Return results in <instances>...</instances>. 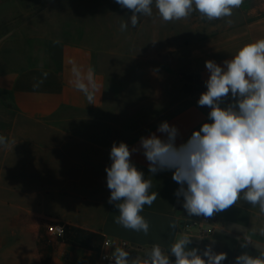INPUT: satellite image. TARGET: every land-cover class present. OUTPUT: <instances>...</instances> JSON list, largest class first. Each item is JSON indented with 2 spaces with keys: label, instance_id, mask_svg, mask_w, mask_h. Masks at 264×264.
Wrapping results in <instances>:
<instances>
[{
  "label": "crops",
  "instance_id": "0c3cea01",
  "mask_svg": "<svg viewBox=\"0 0 264 264\" xmlns=\"http://www.w3.org/2000/svg\"><path fill=\"white\" fill-rule=\"evenodd\" d=\"M260 39L264 22L215 38L207 52L223 67L244 45ZM122 55L119 48L49 38L45 46L28 45L17 57L22 66L0 77V134L7 141L0 145V264H114L111 253L123 242L129 259L145 257L158 244L174 264L170 248L184 235L191 238L188 248L198 249L205 260L208 246L226 253L221 264H236L243 252H264V212L258 205L240 199L212 217L189 216L183 196L175 195L180 185L172 179L174 169L149 171L141 137L154 133L166 139L157 129L167 122L178 130L179 147L203 123L212 122L210 111L185 100L173 103L155 67L112 61ZM74 67L93 93L91 104L76 87ZM89 69L94 72L91 82ZM204 76H210L207 68ZM121 142L137 149L131 162L151 180L149 192L158 194L141 212L149 223L147 234L117 224L119 210L108 202L105 169L112 163L113 143ZM55 223L99 237L89 248L67 244L49 233Z\"/></svg>",
  "mask_w": 264,
  "mask_h": 264
},
{
  "label": "clouds",
  "instance_id": "9594fccd",
  "mask_svg": "<svg viewBox=\"0 0 264 264\" xmlns=\"http://www.w3.org/2000/svg\"><path fill=\"white\" fill-rule=\"evenodd\" d=\"M123 8L131 10V24L135 27L138 16L152 15V5L165 22L188 18L195 10L208 20L230 17L234 8L243 0H115ZM127 24H121L126 30ZM210 73L205 81L207 91L201 93L198 104L208 106L211 123H203L186 143L175 145L178 130L162 122L157 131L167 134L166 139L154 133L141 137L140 148L149 161V171L157 173L174 169L172 179L180 188L177 197L183 196V208L189 216L212 217L243 199L264 212V39L244 45L224 66L212 60L205 62ZM76 87L83 91L89 103L94 99L83 82ZM94 72L88 70V80ZM93 87L95 85L93 84ZM235 103L221 107L229 96ZM0 136V145H6ZM124 142L113 143L110 151L111 166L105 169L107 187L111 192L108 202L119 210L116 223L126 229L148 233L149 223L141 215L145 205L151 206L157 199L150 193L151 180L145 179L131 162L132 152ZM185 185L187 187H185ZM175 225H173L174 227ZM264 232V229L261 230ZM191 238L177 239L170 248L174 264H221L227 258L224 252L215 253L211 246L203 252V259L196 248H188ZM246 248L247 244H241ZM130 253L123 247H115L111 253L114 264H173L160 245L154 244L145 257L129 259ZM236 264H264V252L253 256L243 252L235 258Z\"/></svg>",
  "mask_w": 264,
  "mask_h": 264
},
{
  "label": "rangeland",
  "instance_id": "374dc122",
  "mask_svg": "<svg viewBox=\"0 0 264 264\" xmlns=\"http://www.w3.org/2000/svg\"><path fill=\"white\" fill-rule=\"evenodd\" d=\"M132 14L115 0H0V77L22 66L17 57L26 53L28 45L45 46L50 38L119 48L124 55L112 61L155 67L157 80L170 90L173 103L185 100L188 106L199 105L201 93L207 91L205 62L212 60L207 47L215 38L263 23L264 0H243L230 17L213 20L196 11L188 18L165 22L153 3L152 15H139L133 27ZM122 23L126 30H121ZM185 85L193 91L185 90ZM231 103L235 100L229 93L221 107Z\"/></svg>",
  "mask_w": 264,
  "mask_h": 264
},
{
  "label": "trees",
  "instance_id": "16d2710c",
  "mask_svg": "<svg viewBox=\"0 0 264 264\" xmlns=\"http://www.w3.org/2000/svg\"><path fill=\"white\" fill-rule=\"evenodd\" d=\"M193 12H196L195 10ZM192 12V13H193ZM186 79H192V76H186ZM185 90L192 92V89H188L187 85H185ZM66 233L64 237H61V241L67 244L81 246L89 248L91 247V243L94 239H97L99 235L90 233L69 225H66Z\"/></svg>",
  "mask_w": 264,
  "mask_h": 264
},
{
  "label": "built area",
  "instance_id": "2783aa9c",
  "mask_svg": "<svg viewBox=\"0 0 264 264\" xmlns=\"http://www.w3.org/2000/svg\"><path fill=\"white\" fill-rule=\"evenodd\" d=\"M0 136H2L0 134ZM193 224H197L196 222H193ZM186 225V224H185ZM190 226V224L188 225ZM48 231L50 234L52 235H55V236H58V237H64L65 233H66V227L62 224H59V223H55V224H51L49 227H48ZM104 244L106 246H110L112 244V241L110 239H106L104 241ZM122 246L123 247H126L127 246V243L123 242L122 243ZM104 259L105 260H110V257L108 255H104Z\"/></svg>",
  "mask_w": 264,
  "mask_h": 264
},
{
  "label": "water",
  "instance_id": "95a60500",
  "mask_svg": "<svg viewBox=\"0 0 264 264\" xmlns=\"http://www.w3.org/2000/svg\"><path fill=\"white\" fill-rule=\"evenodd\" d=\"M186 222L185 221H183V224H185Z\"/></svg>",
  "mask_w": 264,
  "mask_h": 264
}]
</instances>
